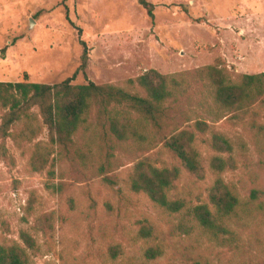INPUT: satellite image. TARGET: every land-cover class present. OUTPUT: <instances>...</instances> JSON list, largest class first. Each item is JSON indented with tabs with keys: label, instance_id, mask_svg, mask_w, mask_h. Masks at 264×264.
Listing matches in <instances>:
<instances>
[{
	"label": "rangeland",
	"instance_id": "374dc122",
	"mask_svg": "<svg viewBox=\"0 0 264 264\" xmlns=\"http://www.w3.org/2000/svg\"><path fill=\"white\" fill-rule=\"evenodd\" d=\"M147 1L153 17L138 0H0V50L8 46L0 51V81L54 84L72 77L80 38L88 61L73 84L126 87L150 69L174 76L181 86L171 113L195 131L205 176L185 170L160 142L144 152L104 139L99 127L62 149L49 142L39 114L9 125L0 109V244L24 246L26 232L34 241L26 249L30 264H264V95L225 113L195 76L207 65L233 82L264 71V0ZM198 120L205 132L195 129ZM25 122L37 130L30 139ZM212 133L232 146L222 153L234 161L223 178L239 204L223 227L209 229L192 210L209 203ZM145 157L180 169L168 191L181 204L177 211L130 190L132 167ZM254 189L260 193L252 200ZM147 226L149 234L142 231Z\"/></svg>",
	"mask_w": 264,
	"mask_h": 264
},
{
	"label": "trees",
	"instance_id": "16d2710c",
	"mask_svg": "<svg viewBox=\"0 0 264 264\" xmlns=\"http://www.w3.org/2000/svg\"><path fill=\"white\" fill-rule=\"evenodd\" d=\"M150 17L153 5L147 0H138ZM77 28L79 36L81 29ZM80 64L72 77L54 83L3 82L0 81V109H6L4 122L15 124L29 121L36 114L47 128L51 145L62 149L73 147L79 136L90 129L100 128L103 138L109 136L118 142H129L139 150L148 152L158 142L173 154L189 173L204 178L201 156L195 148V131L182 128L172 116V104L178 100L180 79L160 74L150 69L134 79L126 81V87L113 84H96L87 81L73 84L78 73L85 75L88 55L84 40ZM8 46L0 51L6 52ZM195 76L209 87L213 102L225 113L244 110L264 95V71L257 74H242L237 82L227 79L221 69L207 65L196 70ZM179 92V93H178ZM33 108L37 113L32 112ZM95 118L94 126L90 118ZM30 139L36 128L25 122ZM195 129L205 132L207 124L194 123ZM211 148L217 154L208 163L213 181L208 188V204L193 208V216L206 228H221L228 222L239 204L232 187L225 182L223 174L234 167L228 138L212 133ZM180 176L177 166L158 167L150 158L138 160L132 167L129 188L145 194L154 204L167 210L177 211L181 204L168 199V191ZM258 190H252L251 199H257ZM150 233V226L142 228ZM24 246L0 244V264H30L26 249H34V241L26 232L21 233ZM118 248H113L115 253Z\"/></svg>",
	"mask_w": 264,
	"mask_h": 264
}]
</instances>
